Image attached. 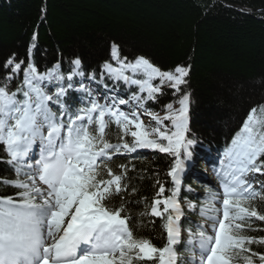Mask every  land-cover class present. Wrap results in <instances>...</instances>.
I'll return each instance as SVG.
<instances>
[{"label": "snow or ice", "instance_id": "obj_1", "mask_svg": "<svg viewBox=\"0 0 264 264\" xmlns=\"http://www.w3.org/2000/svg\"><path fill=\"white\" fill-rule=\"evenodd\" d=\"M112 59L114 64L105 62L99 73L87 75L79 58L67 75L59 64L40 72L34 63L24 65L14 55L4 63L7 81L21 71L23 81L14 91L7 83L0 86V144L14 173L12 179L0 177V184L18 190L0 196V264H264V253L250 247L264 244V237L243 234L252 218L264 221V214L250 203L261 193L245 178L250 173L264 174V106L250 111L227 147V165L217 173L222 191L213 193L199 209L210 223L198 225V231L189 229L190 256L181 261L176 245L181 243L184 210L178 196L182 173L195 167L196 141L189 138L191 93L186 90L191 67L178 65L162 71L145 57L121 59L116 44ZM105 78L113 82L111 88L102 83ZM156 80L159 84L153 83ZM91 83L97 84L96 91L101 86L107 90L103 103L93 95ZM120 84L135 87L129 99L108 95L117 92ZM165 84L174 94L182 90L183 94L180 107L167 104L166 115L160 117L145 106ZM70 90L84 94L83 106L65 103ZM129 104L132 110L124 111L121 106ZM142 115L150 116L156 126H146ZM110 124L119 130L116 143L107 138ZM37 144L39 155L30 156ZM137 149L173 157L168 172L171 194L166 196L160 184L146 213L163 220L167 237L163 247L134 236L123 203L119 207L106 203L128 191V165H119L117 172L109 162L113 156ZM217 202L221 207L215 206ZM188 208L196 211L197 206L190 203Z\"/></svg>", "mask_w": 264, "mask_h": 264}, {"label": "trees", "instance_id": "obj_2", "mask_svg": "<svg viewBox=\"0 0 264 264\" xmlns=\"http://www.w3.org/2000/svg\"><path fill=\"white\" fill-rule=\"evenodd\" d=\"M113 44L119 46L121 58L132 61L145 57L162 71L178 65L191 67L186 90L191 93L189 138L196 141L192 159L199 153L198 147L217 152L226 167L224 154L232 138L250 111L264 106V0H0V86L7 83L10 91L23 80V71L11 81L5 79L3 65L13 55L24 65L34 63L40 72L59 64V70L67 75L79 58L82 71L99 73L111 60ZM162 91L154 101H148L159 114L183 94V90L174 94L165 86ZM73 96L71 93L68 98ZM106 132L116 143L118 128L110 124ZM127 139L131 141L130 136ZM7 160L0 144V177L12 179L14 173ZM121 164L128 165V191L113 195L106 203L110 207L124 204L134 236L165 246L163 220L146 213L159 185L172 186L168 172L173 157L162 152L153 157L134 153L115 156L109 162L117 172ZM187 174L182 173L178 196L187 216L181 225L186 237L176 245L181 261L190 256L189 229L198 231L205 220L199 215L200 207L213 193H219L206 184L194 187L197 181L187 179ZM262 176L256 173L255 178L263 183ZM254 189L261 195L250 203L264 214V190ZM16 191L0 184V196ZM170 194L167 190L166 196ZM190 203L197 206L196 211L189 210ZM243 234L264 237V221L252 218ZM250 247L264 253V244ZM254 259L258 261V257Z\"/></svg>", "mask_w": 264, "mask_h": 264}, {"label": "rangeland", "instance_id": "obj_3", "mask_svg": "<svg viewBox=\"0 0 264 264\" xmlns=\"http://www.w3.org/2000/svg\"><path fill=\"white\" fill-rule=\"evenodd\" d=\"M110 57H111V62L110 63H115V61H113V59H112V47H111V52H110ZM123 59V58H122ZM129 61V60H128ZM157 82H155V81H153V83H155V84H159V81L158 80H156ZM163 86H165V87H168L169 89H171L167 84H165V85H163ZM95 87V89H96V86H94ZM133 88H135V87H133ZM95 89H94V96H97V98H99L100 99V102L101 103H103L104 102V98H103V96H102V94H99V92L98 91H95ZM171 90H173V89H171ZM48 91H49V93H51V89L49 88L48 89ZM160 94H163V91H162V89H161V93ZM86 101V100H85ZM179 99L176 101V102H173V103H171L172 105H173V108L174 109H178L179 107H180V104H179ZM132 107H133V105L132 104H129V105H126L125 106V108H126V112H130L131 110H132ZM150 112H152V113H156V114H158L160 117H164L165 115H166V112H164V114H159L154 108H152L151 106H150V104H146V106H145ZM141 111H143V110H141ZM141 119L143 120V122H144V124L146 125V126H149V127H155L156 126V124H155V121H153V120H151V118H150V116H148V115H142L141 116ZM164 123L165 124H168V125H170V122L169 121H167V120H165L164 121ZM38 147H39V145L37 144L36 146H35V148H36V150H35V155L36 156H38L39 155V152H38ZM155 151H157V150H152V149H145L144 150V154L145 155H147V156H151V154L153 153V152H155ZM200 151V150H199ZM192 153H193V149H192ZM163 155L165 154V155H167V156H171V155H169V154H167V153H162ZM202 164H203V169L205 170V171H207L211 176H213V178L216 180V181H218V178H219V176H218V171H216V173H214V170L212 169V168H210L208 165H211L213 168H216V167H218V163H217V160L215 161V160H213V161H211V162H202ZM199 168H201V167H199ZM253 175V173H250V174H248L246 177L248 178V179H250V180H254L255 179V177H253L252 176ZM263 178H264V176H262ZM211 182H213V183H211L212 185H214V183H215V181H211ZM219 183V182H218ZM210 184V185H211ZM165 186V188H166V190L169 188V190H171L172 188H173V184H172V186L171 187H168L167 185H164ZM263 189H264V183H263ZM206 225V227L208 226V223H206L205 224ZM210 229V228H209ZM208 229V230H209Z\"/></svg>", "mask_w": 264, "mask_h": 264}]
</instances>
